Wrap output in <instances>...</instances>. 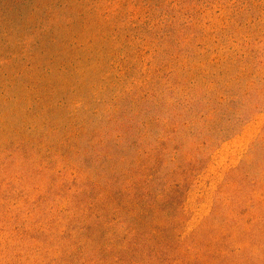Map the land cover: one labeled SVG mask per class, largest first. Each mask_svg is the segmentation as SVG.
Segmentation results:
<instances>
[{"label":"rangeland","instance_id":"1","mask_svg":"<svg viewBox=\"0 0 264 264\" xmlns=\"http://www.w3.org/2000/svg\"><path fill=\"white\" fill-rule=\"evenodd\" d=\"M0 264H264V0H0Z\"/></svg>","mask_w":264,"mask_h":264},{"label":"trees","instance_id":"2","mask_svg":"<svg viewBox=\"0 0 264 264\" xmlns=\"http://www.w3.org/2000/svg\"><path fill=\"white\" fill-rule=\"evenodd\" d=\"M144 196L145 197H148V199L145 201V203L148 205V204H150V202H148L150 199H149V193L148 192H146V194H144ZM107 198V200H104V203H102V207H103V209H105V208H110V209H114V211H116V209H117V207L114 205L115 204V200H114V198H115V196H113V195H111L110 197H106ZM105 198V199H106ZM103 201V200H102ZM129 206V205H128ZM125 207V206H124ZM130 208H129V211L130 212H132V213H134L135 212V210L137 211V214L138 215H141L142 214V212L144 211V215H142L143 217L144 216H147V213H146V209H144V207L142 206V208H134V205H130L129 206ZM134 209H133V208ZM136 213V212H135ZM136 214V215H137ZM149 221H148V223H151V220L149 219V218H147ZM146 219V220H147ZM147 222V221H146Z\"/></svg>","mask_w":264,"mask_h":264}]
</instances>
